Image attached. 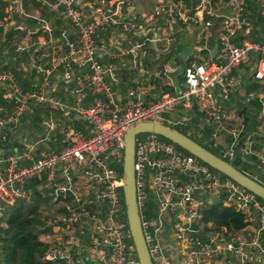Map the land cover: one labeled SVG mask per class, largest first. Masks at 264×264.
Wrapping results in <instances>:
<instances>
[{
  "label": "built area",
  "instance_id": "obj_1",
  "mask_svg": "<svg viewBox=\"0 0 264 264\" xmlns=\"http://www.w3.org/2000/svg\"><path fill=\"white\" fill-rule=\"evenodd\" d=\"M5 1L9 2L2 0ZM23 1L11 0L12 5L6 8L27 17ZM34 1L41 8L47 4L45 0ZM130 1L56 0L51 10L55 12L59 7V18L69 23V28L58 29L56 35V29L48 22L36 18L40 23L36 33L47 34L39 41L44 52L37 56L45 62L40 65L32 61L35 73L41 76L40 83L32 91H22L12 73H0V84L7 87L4 98L13 105L11 111L0 105L2 139L8 125L48 101L53 76H58L64 91L73 96L72 106L89 132L85 135L70 129L62 149L43 151L36 158L28 153L0 152V219L16 201L27 199L28 181L62 168L64 184L54 185L51 202L61 205L66 213L48 218L52 233L49 238H54L43 244L39 257L42 264H139L134 245L128 242L129 231L119 219L122 176L117 177L114 165H122L124 132L133 124L146 122L187 126L194 120L195 107L202 116L200 128L213 126L210 138L203 144L213 142L216 146L223 132L224 106L242 84L234 71L253 64L252 80L264 81V42L244 38L254 27V22L245 17L244 1L220 0L230 13L222 17L217 31L219 52L214 59L185 67L183 87L177 93L144 102L140 94L130 91L125 103L117 100L107 80L113 77V69L101 64L100 51L115 58L118 55L111 49L123 47L125 54L135 56L148 43L161 41L158 37L148 38L140 27L137 35L142 39L130 38L122 43L114 38L107 44L97 43V36L104 30H135L131 9L127 8ZM253 4L264 22V0H253ZM212 17L217 15L211 0H157L149 19L163 21L161 34L167 44L174 39L179 24L200 27L199 40L206 44ZM7 21L6 15L0 20V27ZM239 35L243 37L236 44L234 39ZM87 95L100 98L84 104ZM53 104L60 106L62 101L58 99ZM173 111L180 112L165 117ZM190 134L197 136L194 130ZM146 135L135 139L134 176L139 218L151 263L264 264V202L175 144L152 133ZM229 135L232 141L222 153L224 160L232 164L238 156V135L233 130ZM250 144L247 141L243 157L254 156L256 169L261 171L248 176L264 186V154L255 153ZM73 173L84 174L86 191L76 184ZM91 189L93 197L89 199ZM150 201L152 215L147 213ZM220 201L244 216L248 225L242 232L230 233L224 227L202 222L203 211ZM57 231H63L66 241L55 239Z\"/></svg>",
  "mask_w": 264,
  "mask_h": 264
},
{
  "label": "crops",
  "instance_id": "obj_2",
  "mask_svg": "<svg viewBox=\"0 0 264 264\" xmlns=\"http://www.w3.org/2000/svg\"><path fill=\"white\" fill-rule=\"evenodd\" d=\"M10 1H0V20L6 15L8 16L7 23L0 27V73H12L20 89L29 91V89L23 90L20 84L25 83L28 88L33 87L32 89H35V86L41 81V76L37 75L32 67V61L40 65L45 62V59L37 56L44 52V48L40 46L39 41L43 37H47V34L39 31L36 33V29L40 25L36 18L40 17L57 30L62 27L69 28V23L59 18L61 12L59 7L56 8L55 12L51 10L56 4V0H46L47 4L43 8L34 0H24L23 7L24 12L28 15L27 17H22L14 10L8 11L6 7L11 6L13 3ZM221 1L224 2L225 0ZM221 1L211 0V7L217 15V17L211 18L212 28L209 30V43L211 39V44L213 45L211 48L207 42L201 45L199 40L201 29L193 24L177 25L174 31V39L167 44L164 39L165 36L161 34L163 21L149 19L152 7L157 0H131L127 8L131 9L132 20L136 26L135 30L124 31L119 27L104 30L97 36V43L99 45L101 43L107 44L114 38L122 43L130 38L142 39L141 35H137V30L140 27L145 30L148 38L158 37L161 41L155 44L148 43L146 47L138 50L135 56L125 54L123 47L111 49L118 55L115 58H110L106 53L100 51L99 60L101 64L113 69V77H107V80L115 98L125 103L128 99V92L135 91L140 94L144 102H148L155 101L163 95L165 88H173L175 92L182 89L184 68L212 58L211 51L218 43L217 31L222 17L230 13V9L223 5ZM192 5L195 6L196 1ZM251 10V8L247 10L245 8L244 14L245 17L255 22L254 27L249 34L244 35V38L251 41L264 42V22L260 21L258 16L255 17ZM239 36L240 39L243 37V35ZM240 39L236 37L234 42L238 44ZM2 43L3 47H1ZM203 46L206 48H203ZM111 51L108 50L107 52L110 53ZM218 52L219 48L215 50L214 57ZM253 69V64H246L234 71L241 78L242 84L238 90L231 93L229 101L224 106V119L221 123L223 132L218 137L219 143L223 145L221 148L223 152V149L230 145L232 141L229 133L233 130L238 135V155L241 153L242 157L247 141L251 143L250 147L255 153L264 154V113L262 111L264 110V81L258 82L261 87L255 86L256 82L251 77ZM57 82L63 85L62 81ZM51 86L53 89L48 95L46 103L35 106L33 113H26L20 121L7 126L5 129L6 137L4 139L0 137V152L3 155L8 153L16 155L28 153L33 158H36L43 151H58L62 149L66 134L70 129H77L88 135L89 132L85 128L84 121H82L72 106L73 96L69 93L70 102H65L58 95L60 93L68 94V92L64 91L61 84L58 85L57 91L54 92L56 87H54V84L52 85V78ZM6 92L7 87L0 84V102L3 104L0 103V105L11 111L13 105L4 98ZM250 94L253 96L251 97ZM58 99L62 101L60 106L53 104ZM87 102H84V104ZM244 108L247 110L245 111ZM195 109L194 107L193 110ZM256 113L258 116L257 125L253 127L251 125L252 120H245V118L251 117ZM202 123L203 121L199 124ZM258 128L260 129L258 130ZM253 133H256L257 138L261 140V146L257 144L256 136ZM210 136L202 140L207 141ZM242 138H246V140L242 142ZM240 142H242V145ZM217 143H215L216 146ZM4 144L7 145V148L4 147L6 146ZM257 146L258 149L256 148ZM24 163L28 164L29 161ZM73 176L76 184L81 186V190L86 191L87 186H83V183L85 184L84 174L73 173ZM37 180L44 182L36 186L34 193H32L33 188H29L27 199L22 201L30 207H34L36 205L35 202L41 204L44 227L50 231L51 227L47 224L48 218L53 215L66 213L61 205H52L51 202L54 185L64 184L62 168H57L52 174L46 173ZM89 191L87 198L90 199L93 197V189ZM3 218L0 219V233L5 235L10 232L11 227L6 224ZM57 232L55 239L59 237L66 241L63 231ZM49 236L50 234L46 232L39 234L38 238L40 242L47 244L54 238L53 235L50 238Z\"/></svg>",
  "mask_w": 264,
  "mask_h": 264
},
{
  "label": "trees",
  "instance_id": "obj_3",
  "mask_svg": "<svg viewBox=\"0 0 264 264\" xmlns=\"http://www.w3.org/2000/svg\"><path fill=\"white\" fill-rule=\"evenodd\" d=\"M244 5H245L246 10L251 8L252 14L255 15V17L258 16L260 21H263L261 17L259 16L256 7L253 4V0H244ZM57 32L58 30L56 29V33ZM238 38L240 39V37ZM211 42L212 41L210 39V43H209V36H208L207 44L209 43L208 46L212 48L213 45L211 44ZM200 43L201 45L204 44L203 41H201ZM216 46L218 48L219 43H217ZM54 78L55 80L53 81ZM57 81H60L59 77L53 76L52 85L56 84ZM60 84H61V87H63L62 83H58V85ZM20 86L22 87L23 90H28V89L29 91L33 90L32 89L33 87L28 88L25 83L20 84ZM163 92L164 94L177 93L174 91L173 88H165ZM58 96L61 97L65 102H70L69 92L68 94L60 93ZM244 110L246 111L247 109L244 108ZM193 113H194V120L192 121V123H195V121H197V124L199 125L198 133L200 137L195 138V140L189 137V135L188 137L193 139L195 142L203 146L205 149H207L214 155L222 159H225L223 157V153L221 150L223 146L222 144H220L219 142L217 143V146H214L213 142L203 144L202 139L208 138L211 135V133L213 132V128H212L213 126L209 125V126L200 128L199 120H201V115H199L196 110H193ZM256 116L257 115H252L251 117L245 118V120L249 119V120L254 121ZM245 140L246 138H242L241 141L243 142ZM242 142H240L241 145H242ZM210 144H212L211 145L212 147L210 146ZM4 147L7 148V145ZM232 165L239 171L247 175H250V173H252L251 172L252 169L254 167L256 169V159L255 157L250 156V155H245L244 157H242L241 153H239L235 161L232 162ZM241 167H242V170L240 169ZM114 168L116 169L117 177L120 178L122 176V165L121 164L114 165ZM243 168H247L249 172H246L247 170ZM260 171H261L260 169H257V172H260ZM38 178H34L28 181L25 187V191L27 194H29V188H33L32 193H34L36 186L44 182L42 180H37ZM119 197H120V203L122 205L119 219L122 222V224L125 226V229L128 230L126 216H125L123 195H122L121 189H119ZM35 204L36 205L34 207L32 206L30 207V206H27L24 203V201L18 200L15 202V204L12 207H10L8 210L5 211L3 220L6 222V224H8L11 227V229L8 234L4 235L0 233V261L2 264H42L40 263L39 257L43 251V243L40 242L38 235L42 233H46V232L50 234L51 230L48 231L44 227V218H43L41 204H39L38 202L37 203L35 202ZM52 205L54 204L52 203ZM152 208L153 207L150 201L148 202V205H147L148 215L153 214ZM201 220L203 223L209 224L213 227H224L230 233L242 232L248 225L245 222V218L242 214L237 213L233 206H230V207L224 206L221 201L216 202L213 206L204 210L202 213ZM128 242L132 243L130 239Z\"/></svg>",
  "mask_w": 264,
  "mask_h": 264
},
{
  "label": "water",
  "instance_id": "obj_4",
  "mask_svg": "<svg viewBox=\"0 0 264 264\" xmlns=\"http://www.w3.org/2000/svg\"><path fill=\"white\" fill-rule=\"evenodd\" d=\"M217 46L211 51L212 59ZM87 68V67H86ZM85 68V69H86ZM84 69V70H85ZM100 98V95H87L84 102ZM144 133L155 134L173 144L186 153L194 156L211 169L228 176L239 186L254 194L264 202V186L252 179L247 174L236 169L231 163L214 155L193 139L161 123H137L127 128L124 132V149L122 160V195L125 208L127 228L134 245L135 254L139 264H152L144 241L139 211L136 201L135 176H134V146L138 135Z\"/></svg>",
  "mask_w": 264,
  "mask_h": 264
},
{
  "label": "rangeland",
  "instance_id": "obj_5",
  "mask_svg": "<svg viewBox=\"0 0 264 264\" xmlns=\"http://www.w3.org/2000/svg\"><path fill=\"white\" fill-rule=\"evenodd\" d=\"M0 1H2V0H0ZM46 1V0H45ZM86 1H88V0H86ZM46 3H47V1H46ZM24 8V7H23ZM12 10V9H11ZM1 47H3V43H2V46ZM256 85L257 86H260L261 87V85L258 83V82H256ZM54 87H56V89L54 90V92L55 91H57V87H58V82H56V84H54ZM263 109H264V106H263ZM263 111V113H264V110H262ZM180 111H173V112H169L167 115H165V117L167 118V117H170V116H175L177 113H179ZM33 113V112H32ZM255 115H257V113L255 114ZM257 117L258 116H256V118H255V120L254 121H251L252 123H251V125L254 127H256V125H257ZM56 120H57V118H56ZM263 121H264V117H263ZM166 124H169V123H166ZM169 126L170 127H172V128H174V129H177V130H179L180 132H182V133H184L186 136H188L189 135V137H191V138H193L194 140H195V138H199L198 137V129H199V125L197 124V121H195V123H192V122H190L189 124H187V126H174V125H171V124H169ZM192 130H194L196 133H197V136L196 137H194L193 135H191L190 134V132L192 131ZM253 135L254 136H256V139H257V144H259L260 146H261V144L262 143H260V139H258L257 138V134L256 133H253ZM138 137L139 138H146L147 137V135H146V133H144V134H140V135H138ZM259 142V143H258ZM212 144H210V146H211ZM212 147V146H211ZM257 149H258V146L256 147ZM211 149V148H210ZM256 149V150H257ZM212 150V149H211ZM240 167V166H239ZM241 170H242V167L240 168ZM243 169H246L247 171L246 172H249L248 171V169L247 168H243ZM255 172H257V169H255V167L252 169V173H250V176L251 177H253L254 176V174L253 173H255ZM227 205H230V204H227ZM140 213V212H139Z\"/></svg>",
  "mask_w": 264,
  "mask_h": 264
}]
</instances>
